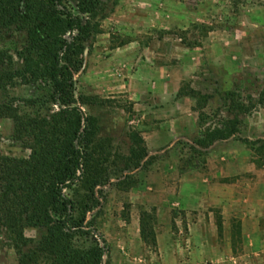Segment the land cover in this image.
Returning a JSON list of instances; mask_svg holds the SVG:
<instances>
[{
    "label": "rangeland",
    "instance_id": "rangeland-1",
    "mask_svg": "<svg viewBox=\"0 0 264 264\" xmlns=\"http://www.w3.org/2000/svg\"><path fill=\"white\" fill-rule=\"evenodd\" d=\"M101 1L96 15L64 5L90 26L74 94L94 134L84 148L102 185L86 223L107 243L104 264H264V0ZM27 46L25 31L0 35V157L32 152L7 108L60 111ZM229 120L237 133L215 141ZM65 193L79 204L88 189ZM0 264H20L7 234Z\"/></svg>",
    "mask_w": 264,
    "mask_h": 264
},
{
    "label": "trees",
    "instance_id": "trees-1",
    "mask_svg": "<svg viewBox=\"0 0 264 264\" xmlns=\"http://www.w3.org/2000/svg\"><path fill=\"white\" fill-rule=\"evenodd\" d=\"M65 1L0 0V35L15 30L27 33L24 60L34 75L51 84V101L60 107L49 120L19 117L11 107L4 115L18 120V136L27 135L33 142L29 158L0 157V235H9L20 264H104L107 251L105 239L86 223L87 214L98 206L95 190L102 184L98 174L90 172L84 146L94 134L74 94L73 74L80 69L76 58L84 52L82 42L90 26L83 25ZM74 1L82 14L91 15L102 2ZM74 31V38H64L65 32ZM2 56L0 51V60ZM226 125L215 141L237 133L236 122L229 120ZM78 182L86 184L88 195L76 204L65 190ZM148 218L144 214L141 220V235L145 241H155ZM27 228L42 229L44 234L38 240L27 238ZM81 239L83 245L77 243Z\"/></svg>",
    "mask_w": 264,
    "mask_h": 264
}]
</instances>
